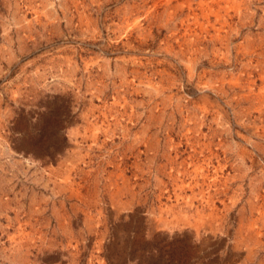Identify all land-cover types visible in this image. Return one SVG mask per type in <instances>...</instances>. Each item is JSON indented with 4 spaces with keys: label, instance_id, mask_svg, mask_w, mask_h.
<instances>
[{
    "label": "rangeland",
    "instance_id": "1",
    "mask_svg": "<svg viewBox=\"0 0 264 264\" xmlns=\"http://www.w3.org/2000/svg\"><path fill=\"white\" fill-rule=\"evenodd\" d=\"M0 264H264V0H0Z\"/></svg>",
    "mask_w": 264,
    "mask_h": 264
}]
</instances>
